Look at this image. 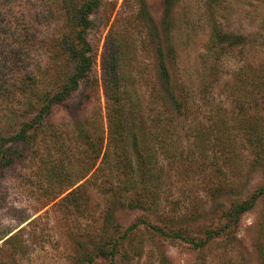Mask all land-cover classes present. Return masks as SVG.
<instances>
[{
	"label": "rangeland",
	"instance_id": "obj_1",
	"mask_svg": "<svg viewBox=\"0 0 264 264\" xmlns=\"http://www.w3.org/2000/svg\"><path fill=\"white\" fill-rule=\"evenodd\" d=\"M86 1L0 0V74L37 82L0 84V264H264V0H100L88 31L93 100L81 88L15 139L37 97L71 74L64 46ZM120 36L136 44L153 116L164 57L181 104L152 201L116 197L105 150L83 167L78 124L106 137L102 60Z\"/></svg>",
	"mask_w": 264,
	"mask_h": 264
},
{
	"label": "trees",
	"instance_id": "obj_2",
	"mask_svg": "<svg viewBox=\"0 0 264 264\" xmlns=\"http://www.w3.org/2000/svg\"><path fill=\"white\" fill-rule=\"evenodd\" d=\"M99 5L100 0H87L76 10L74 21L79 29L74 39L64 46L67 58L73 66L72 72L58 90L41 93L37 97L40 103L37 115L31 123L23 125L15 139H25L39 121L50 116L59 105L70 101L81 88H84L86 102L93 100L99 82L93 77L94 45L88 38V31L93 25L92 15ZM137 51L136 44L125 36L112 37L107 44L102 60L101 82L106 99V137L100 133L95 141L90 130L84 127L85 123L78 124L82 139L86 142L83 167L88 163L93 149L105 150L104 165L116 177V197L121 200L129 199L131 203L154 200L164 171L159 165V150L169 151L171 126L178 114L177 108L181 109L179 96L164 57L161 64L165 86L161 102L164 110L157 116H153L152 111L148 110L139 86ZM30 73H17L11 69L0 74V84L7 86L13 80L20 79L34 81L35 88V75ZM104 139L106 146L103 145ZM5 144L6 141L1 139L0 155L4 153ZM76 180L71 179L68 182V189ZM138 182L142 186L137 189ZM250 207L249 204L242 205L235 214L239 217Z\"/></svg>",
	"mask_w": 264,
	"mask_h": 264
}]
</instances>
